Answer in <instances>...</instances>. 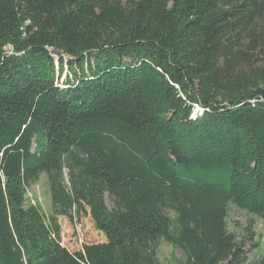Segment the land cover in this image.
<instances>
[{
	"label": "trees",
	"instance_id": "1",
	"mask_svg": "<svg viewBox=\"0 0 264 264\" xmlns=\"http://www.w3.org/2000/svg\"><path fill=\"white\" fill-rule=\"evenodd\" d=\"M232 203L264 220V0H0V264H264Z\"/></svg>",
	"mask_w": 264,
	"mask_h": 264
},
{
	"label": "rangeland",
	"instance_id": "2",
	"mask_svg": "<svg viewBox=\"0 0 264 264\" xmlns=\"http://www.w3.org/2000/svg\"><path fill=\"white\" fill-rule=\"evenodd\" d=\"M127 1L122 0L123 3ZM7 50L12 52L11 47ZM195 112H199L198 107ZM27 199V205L38 206L46 218L52 215L51 194L46 176H42L40 181L29 189ZM227 222L229 230L245 241L248 262L264 257V220L261 217L250 214L232 203L229 206ZM59 223L62 228V245L72 252L81 251L85 245L106 242V238L97 231L90 216L76 218L74 221L61 217ZM250 233L252 237H246ZM159 259L162 264H183L182 253L167 242L160 245Z\"/></svg>",
	"mask_w": 264,
	"mask_h": 264
},
{
	"label": "water",
	"instance_id": "3",
	"mask_svg": "<svg viewBox=\"0 0 264 264\" xmlns=\"http://www.w3.org/2000/svg\"><path fill=\"white\" fill-rule=\"evenodd\" d=\"M196 115V112H194V116ZM195 118V117H194Z\"/></svg>",
	"mask_w": 264,
	"mask_h": 264
}]
</instances>
